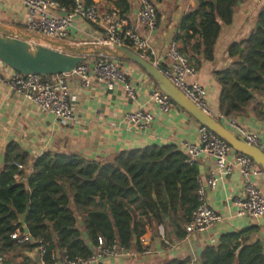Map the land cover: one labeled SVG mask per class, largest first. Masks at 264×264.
I'll return each mask as SVG.
<instances>
[{
    "label": "trees",
    "instance_id": "trees-1",
    "mask_svg": "<svg viewBox=\"0 0 264 264\" xmlns=\"http://www.w3.org/2000/svg\"><path fill=\"white\" fill-rule=\"evenodd\" d=\"M55 1L66 8L76 3ZM81 2L84 7L94 4L93 0ZM237 4L236 0H196V6L182 17L175 42L197 70L204 62L214 61L222 26L232 23ZM116 5L121 19L131 11L129 0H118ZM228 56L231 65L215 73L221 87L219 108L226 118L238 119L257 97L264 96V6L257 27L247 39L231 45ZM263 110V104L256 106L258 117ZM31 163L25 181L18 166L27 168ZM199 176L196 164H188L187 155L176 146L123 151L111 163H100L52 151L33 161L17 142H11L0 169V254L16 258L37 248L18 244L13 238L18 230L47 246V261L53 252L87 259L94 254L99 237L107 245L117 240L125 249L142 251L140 239L147 226L167 230L169 224L173 234L184 239L185 226L199 205ZM257 231L251 227L221 235L216 246L203 249L198 264H264V244L252 238ZM165 264L196 263L187 257Z\"/></svg>",
    "mask_w": 264,
    "mask_h": 264
},
{
    "label": "crops",
    "instance_id": "crops-1",
    "mask_svg": "<svg viewBox=\"0 0 264 264\" xmlns=\"http://www.w3.org/2000/svg\"><path fill=\"white\" fill-rule=\"evenodd\" d=\"M117 1L93 0L99 18L113 13L119 15ZM129 1L131 11L123 19L118 17L122 22L135 25L138 34L148 42L156 54L153 61L160 63L162 68H168L171 65L168 51L175 42L180 21L196 6V0H161L160 3L151 0L159 13V26L152 32L135 23L141 0ZM263 6L264 0H246L237 4L232 23L222 26L215 45L214 61L204 62L193 79L208 91L207 100L214 116L221 114V87L216 82L215 73L231 65L229 47L251 35L257 27V16ZM27 23L28 11L24 0H0L1 25L9 30L28 32ZM107 26L104 21L95 25L82 18H76L74 26L69 30V36L64 41L77 47L99 45ZM101 59L97 56H87L83 63L93 65ZM118 63L127 74V81L134 90L135 99L127 96L125 85H118L114 91H107L105 85L96 81L91 88L81 93L77 87V79L69 76L67 79L75 105L74 117L70 121L58 122L52 115L43 113L40 107L21 97L6 84L14 70L0 60V169L3 152L11 142H17L30 154L33 161L35 157L52 151L62 154L75 153L89 161L100 163H111L120 152L153 145L176 146L185 154L184 143L200 146L201 125L175 104L169 113L159 112L157 105L150 99L151 92L159 89L157 84L134 63ZM54 78L55 76H52L49 79ZM263 99L264 96L257 97L245 115L237 121L259 136L260 148L264 151V123L256 112L258 104L264 105ZM139 107L153 112L156 117L145 134L130 129L124 122V116ZM237 154L239 153L233 151L229 159L234 160ZM32 166L33 163L24 170L25 181L30 176ZM196 166L202 180L209 178L210 172L216 170L214 160L206 155L199 158ZM257 169L262 173L253 178L252 182L264 188V170L258 166ZM244 194L243 180L237 170L226 176L220 175L215 186L208 190L207 197L210 208L223 218L222 223L216 224L205 233H193L184 239H178L169 224L167 230L164 226L158 229L147 226L146 233L140 239L142 251L133 248L129 250L131 255L128 257L104 258L100 264H165L171 259L187 257L198 264L203 249L216 246L221 235L251 227L258 228L252 237L253 241L259 240L264 244V217L250 219L236 214L235 200ZM147 252L149 253L146 254ZM5 257L9 264H30L31 260L41 264L36 250L16 258L12 255Z\"/></svg>",
    "mask_w": 264,
    "mask_h": 264
},
{
    "label": "built area",
    "instance_id": "built-area-1",
    "mask_svg": "<svg viewBox=\"0 0 264 264\" xmlns=\"http://www.w3.org/2000/svg\"><path fill=\"white\" fill-rule=\"evenodd\" d=\"M245 1L236 0L238 4ZM24 4L28 11V32L40 34L52 40L64 41L69 36V30L74 26L76 18H82L95 25L100 24L101 21L106 22L108 26L98 46L114 48L119 45L136 52L142 59L155 65L200 110L221 122L243 142L260 148L259 136L241 125L237 119L226 118L222 114L217 116L212 114L207 100L208 91L193 81L198 70L190 65L188 59L181 53L177 42H173L168 51L171 65L168 68H162L160 63L153 61L156 54L148 42L138 34L135 25L122 22L116 13L108 14L100 19L96 7L94 5L84 7L81 0H76L75 6L70 8L62 6L55 0H24ZM135 23L150 32L157 30L159 13L151 0H141ZM69 76L77 79V87L81 93L91 88L96 81L98 84L105 85L107 91H114L118 85H125L127 96L135 99V93L127 81L126 72L117 61L109 57L102 58L93 65L82 63L72 73L55 76L53 80L38 74L22 75L13 71L6 84L21 97L40 107L43 113L52 115L58 122H63L73 120L75 112L71 86L67 79ZM150 99L163 114L169 113L174 106L173 100L160 89L151 92ZM155 118L153 112L139 107L127 113L124 116V122L130 129L139 134H145L150 130ZM261 121L264 123V110ZM199 141L200 146L183 144L187 163L194 165L201 156L206 155L214 160L216 170L211 171L206 180L200 178L197 180L199 205L193 211L190 222L185 226L187 235L205 233L216 224L223 222V218L210 208L207 194L208 190L215 186L220 175H229L234 170L240 173L245 189L244 196L235 200L236 214L250 219L264 217V188L252 182L253 178L262 173L257 169V165L249 157L241 154L235 155L234 160H230L229 156L234 150L203 126H200ZM18 168L21 171L25 170V167L21 165ZM13 238L17 239L20 245L36 244L35 250L41 264H100L104 258L131 255V252L123 248L117 240L107 245L104 238L99 237L94 254L87 259H71L62 256L60 252H53L50 260L47 261V246L41 241H34L29 233L23 234L19 230L15 232ZM0 264H9L4 255H0Z\"/></svg>",
    "mask_w": 264,
    "mask_h": 264
},
{
    "label": "water",
    "instance_id": "water-1",
    "mask_svg": "<svg viewBox=\"0 0 264 264\" xmlns=\"http://www.w3.org/2000/svg\"><path fill=\"white\" fill-rule=\"evenodd\" d=\"M87 56H104L130 60L153 79L158 88L169 96L201 126L225 141L235 152L249 157L264 170V151L243 142L214 117L207 115L177 89L152 63L136 52L116 45L71 46L63 40H52L40 34L9 30L0 24V60L22 75L38 74L46 77L72 73Z\"/></svg>",
    "mask_w": 264,
    "mask_h": 264
}]
</instances>
